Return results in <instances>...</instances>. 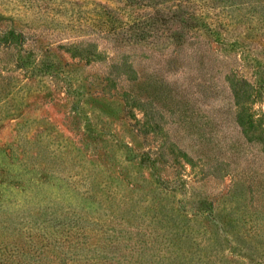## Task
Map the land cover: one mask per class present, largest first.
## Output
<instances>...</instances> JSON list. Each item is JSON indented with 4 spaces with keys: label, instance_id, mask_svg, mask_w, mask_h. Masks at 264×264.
Listing matches in <instances>:
<instances>
[{
    "label": "rangeland",
    "instance_id": "obj_1",
    "mask_svg": "<svg viewBox=\"0 0 264 264\" xmlns=\"http://www.w3.org/2000/svg\"><path fill=\"white\" fill-rule=\"evenodd\" d=\"M100 5L116 11L114 23L132 10L189 6L203 20L184 28L182 46L166 42L168 28L160 31L165 42L128 41L120 23L109 36L97 29ZM0 11L38 38L27 37L25 49L91 39L105 57L85 66L52 45L73 81L92 83L70 94L59 77L30 74L0 48V264H45L54 251L42 245L67 234L92 248L75 252L80 264H176L153 240L161 228L189 234L204 249L195 264H264V148L242 132L229 82L231 75L253 82L264 70V0H0ZM109 73L128 80L106 89ZM126 91L148 100L163 131L142 132L143 114ZM253 110L264 121V97ZM165 141L192 162L181 153L180 162L160 159ZM201 199L227 225L231 247L223 237L219 245L207 212H197ZM62 210L85 220L69 233L42 227ZM136 241L142 248L128 253Z\"/></svg>",
    "mask_w": 264,
    "mask_h": 264
},
{
    "label": "trees",
    "instance_id": "obj_2",
    "mask_svg": "<svg viewBox=\"0 0 264 264\" xmlns=\"http://www.w3.org/2000/svg\"><path fill=\"white\" fill-rule=\"evenodd\" d=\"M131 2H134V0H131ZM100 8L101 10L98 9L95 14L96 17L94 19V22L96 23L94 24L97 25V29H99L100 32L105 28L106 33L110 34L111 31H115L118 28H116V25L120 23L121 29H127L122 33L123 37H126L128 41L134 40L135 42H140L141 40L145 41L147 39V43H150V40H153L150 39L151 37H154V39L160 38L162 34L165 35L164 31H160L162 29L167 30L168 28L170 32L166 34V42H169L171 40L177 43L179 42V45L177 46H182L184 45L185 40L184 28H194L197 24L200 25L203 20L201 19V16H203V14L199 13L200 11L194 8L190 9L189 6L188 9L175 8L173 9V11H165L161 8H157L152 13L150 11H141L143 13L140 14L136 13L135 10H132L126 13V17L122 21H119V23H114V19L116 18V11L109 8L103 9L102 5H100ZM0 18H3L2 23L9 21L12 24L7 26H4L2 24L0 25V48L1 50H5L11 53L13 59H15L16 63L20 65L21 69L24 68L26 72L34 75L44 74L59 77L64 88L66 89V92L70 94H74L75 91L82 92V90L85 89L86 86L88 88H91L92 83H88L86 79H76L77 81H73L72 77L70 75H67L66 72H68V70H66V65H68V63L62 65V61L54 55V52H51L53 47L52 45H55L53 42L47 41V44L45 43V45H35L38 46L37 48L39 50H36V47L30 45L28 49H25L24 44L28 43V39L34 41L32 42L33 44H37L38 38L32 39L30 36H27V39L24 32L19 30V27L15 26L16 24H13L15 23L14 16L7 15L6 13L0 11ZM177 22L181 23V29H178L176 27L174 29H171V26ZM99 26H102L101 29L99 28ZM129 31L133 32L129 33ZM160 41L165 42L161 38ZM55 47L58 50L70 53L72 57H77L78 64L79 62H83V65L85 66L97 60L103 61V58H105L103 56V53L98 51L96 44L92 42L91 39H82L73 43H58L57 45H55ZM114 57L115 56L111 57V60L115 59ZM110 65L112 67H117L118 65H120V63L118 62V60H113ZM106 78L108 83L104 85V88H114L115 90L121 88V82L123 80H128L127 77H124L121 74L113 76L111 75V73H109ZM229 82L231 91L233 93L234 102L237 108L236 120L240 125L242 132L249 141H257L262 144L264 148L263 116L257 117V113L253 110L255 103L258 100L263 99L264 97V70L261 69L260 72H257L255 74L253 82L249 81L247 77L237 75H231L229 77ZM96 87L100 88L98 86ZM126 98L127 102H129L131 98H133L135 100V104H137V109L141 110L143 114V117L138 120L139 127H141L143 133H158L159 129L160 132L161 130H164V128L161 127L160 124L156 123V117L154 115H151L149 111L150 109L146 107L149 105V102H147L148 100L139 98L129 91H126ZM130 111L132 110L130 109ZM175 147V149L172 147V149L168 151L166 147V141L164 143L162 142L160 148H157L159 149V153L156 152V154L160 159L165 158L167 155L171 154L172 157H176L177 162H180L178 154L181 153L184 158H186L184 161L187 160L192 162V159L186 150L182 149L180 146L175 145ZM212 204L213 203H209L207 199H201L200 202H196L197 212L204 210L207 212L206 215L210 217L209 221L214 223L216 227V232L214 233L218 236L219 245L221 247L223 246L220 242L221 237H223L224 239H226V242L228 241V245L231 247L233 237L228 232L227 225L223 221H221L215 213L214 206ZM179 209L182 210L183 207L179 206ZM81 220L85 219H79V216L76 217L73 214L69 215L67 211L62 210L59 215L56 213L55 215L46 216L44 219H42L44 224L42 227L46 228V230H48V227L55 228V233L52 231H48L54 234H62V232L69 233V231H67V228H71V224L72 226L73 224L78 225ZM162 221H164L163 217ZM167 221L170 223V219H167ZM67 224L69 225L67 226ZM172 225V227H174L175 223H173ZM133 227H135V225ZM177 227H182L180 219H178ZM161 230L162 231H157V233L153 234V240L158 241L163 245V247L170 248V251H168L170 254L166 257L177 261L176 264H187L188 262H190L191 264H195V259L199 260L196 250H198L200 245L196 243L193 246V240L189 234L179 233V230H176V232L172 234L165 232L164 228H161ZM137 234L138 232L136 233V235ZM73 238L74 236L70 234L61 237L54 235L50 242L47 241L45 244H43V249V246H49V252L51 253L52 251H54L51 257L47 259L45 264H66L68 262L70 264H80L81 258L77 257L75 255V252L79 249L85 252V250H92V248L90 244L85 245L83 243H78L79 241H74ZM52 241L58 243V245L55 246L56 248L52 249V246L54 244ZM138 245L142 248V242L140 241H136L133 244L129 243L126 247V249H129L128 253L137 250ZM33 249L36 250V248ZM47 256L49 255L47 254ZM153 256L154 255L152 254V257ZM206 263L207 259H204V264Z\"/></svg>",
    "mask_w": 264,
    "mask_h": 264
}]
</instances>
